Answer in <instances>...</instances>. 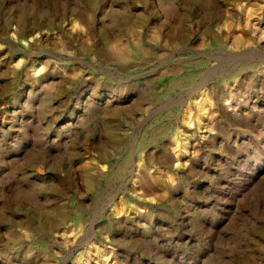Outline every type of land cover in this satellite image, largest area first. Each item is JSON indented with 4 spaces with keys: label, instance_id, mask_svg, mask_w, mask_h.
<instances>
[{
    "label": "rangeland",
    "instance_id": "1",
    "mask_svg": "<svg viewBox=\"0 0 264 264\" xmlns=\"http://www.w3.org/2000/svg\"><path fill=\"white\" fill-rule=\"evenodd\" d=\"M0 264H264V0H0Z\"/></svg>",
    "mask_w": 264,
    "mask_h": 264
}]
</instances>
